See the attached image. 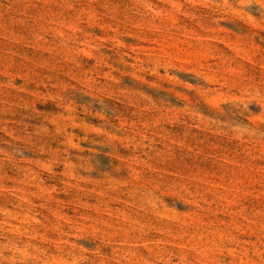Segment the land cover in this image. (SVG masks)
<instances>
[{
    "label": "rangeland",
    "instance_id": "rangeland-1",
    "mask_svg": "<svg viewBox=\"0 0 264 264\" xmlns=\"http://www.w3.org/2000/svg\"><path fill=\"white\" fill-rule=\"evenodd\" d=\"M0 264H264V0H0Z\"/></svg>",
    "mask_w": 264,
    "mask_h": 264
}]
</instances>
